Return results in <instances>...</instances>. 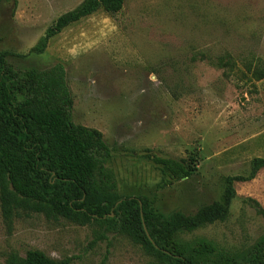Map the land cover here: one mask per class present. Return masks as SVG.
<instances>
[{
    "label": "rangeland",
    "instance_id": "obj_1",
    "mask_svg": "<svg viewBox=\"0 0 264 264\" xmlns=\"http://www.w3.org/2000/svg\"><path fill=\"white\" fill-rule=\"evenodd\" d=\"M83 1H4L0 54L17 72L63 65L72 122L101 133L118 197L145 196L165 216L224 205L226 179H246L251 162L264 158V0H124L118 13L98 9L32 51ZM150 155L195 170L167 184ZM241 195L264 204V170L235 184L223 217L184 239L231 254L252 246L264 217ZM29 250L70 264H160L96 222L29 214L8 223L0 212V264Z\"/></svg>",
    "mask_w": 264,
    "mask_h": 264
},
{
    "label": "trees",
    "instance_id": "obj_2",
    "mask_svg": "<svg viewBox=\"0 0 264 264\" xmlns=\"http://www.w3.org/2000/svg\"><path fill=\"white\" fill-rule=\"evenodd\" d=\"M9 0H0L1 3ZM124 0H84L76 9L56 19L32 51L42 53L51 37L98 9L114 15ZM73 100L63 65L45 70L15 71L0 54V212L5 222L20 215L40 214L85 226L96 222L104 232L123 235L140 244L160 264H264V235L241 253L218 251L204 238L185 240L183 234L220 219L234 192L233 182L252 179L264 167V158L251 162L246 179L227 178L225 203L203 206L186 216H168L152 207L149 198L116 194L113 173L105 165L111 150L95 129L72 122ZM148 159L170 184L194 172L183 160ZM257 212L264 211L252 200ZM4 264H70L38 250L23 258L8 256Z\"/></svg>",
    "mask_w": 264,
    "mask_h": 264
},
{
    "label": "crops",
    "instance_id": "obj_3",
    "mask_svg": "<svg viewBox=\"0 0 264 264\" xmlns=\"http://www.w3.org/2000/svg\"><path fill=\"white\" fill-rule=\"evenodd\" d=\"M262 170H264V167L263 168H261V169H259L258 171H257V173L255 174V176L252 178V179H250V180H247V181H235V182H233V188H234V190H235V184H247V183H249V182H251V181H253V180H255L257 177H258V174L260 173V171H262ZM235 193H236V191H235ZM254 194H258L257 192H255ZM259 195V194H258ZM241 197H246V199L245 200H252V199H250V198H248V195H241ZM250 197V196H249ZM243 198V199H244ZM252 201H254V202H256L259 206H260V208L264 211V204L260 201V200H257V199H255V200H252ZM258 201H260L261 202V204H259L260 202H258Z\"/></svg>",
    "mask_w": 264,
    "mask_h": 264
}]
</instances>
